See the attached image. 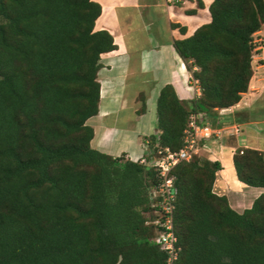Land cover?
<instances>
[{
    "label": "trees",
    "instance_id": "obj_1",
    "mask_svg": "<svg viewBox=\"0 0 264 264\" xmlns=\"http://www.w3.org/2000/svg\"><path fill=\"white\" fill-rule=\"evenodd\" d=\"M209 12L174 40L200 94L188 103L172 84L161 88L155 155L183 146L191 114L222 126L216 111L248 89L264 0H212ZM100 14L95 0H0V264H167L150 222L157 168L91 146L101 54L116 47L95 29ZM232 160L239 180L264 188L260 150L237 148ZM221 168L195 154L171 170L180 247L172 264H264V191L234 210L213 191Z\"/></svg>",
    "mask_w": 264,
    "mask_h": 264
},
{
    "label": "crops",
    "instance_id": "obj_2",
    "mask_svg": "<svg viewBox=\"0 0 264 264\" xmlns=\"http://www.w3.org/2000/svg\"><path fill=\"white\" fill-rule=\"evenodd\" d=\"M95 1L101 5L95 29L109 31L116 47L101 54L99 109L86 121L94 131L91 146L112 156L152 160L155 152L149 138L159 134L156 106L161 88L172 84L178 97L188 103L200 94L191 87V73L173 43L210 20L212 0ZM255 41L259 46L253 54L248 89L238 103L216 111L217 121L227 126L238 124L240 133L202 140L198 151L221 162L213 191L226 195L238 212L250 207L264 191L239 180L232 160L237 148H254L264 155V27L255 33ZM141 95L146 110L138 113ZM203 116L204 121L212 120ZM225 161L230 166L226 172Z\"/></svg>",
    "mask_w": 264,
    "mask_h": 264
},
{
    "label": "built area",
    "instance_id": "obj_3",
    "mask_svg": "<svg viewBox=\"0 0 264 264\" xmlns=\"http://www.w3.org/2000/svg\"><path fill=\"white\" fill-rule=\"evenodd\" d=\"M190 85L200 90L197 80L192 76ZM240 130L238 124L213 126L210 122L202 120L201 114H191L188 126L184 130L183 146L178 150L160 148L155 159L149 162L151 166L157 168L161 178L159 185L151 191L153 206H157L155 218L150 221L155 226L152 240L166 253L167 264H172L177 259L180 249L176 243L175 193L171 170L179 162L189 160L193 155L198 154L202 140L221 138L225 134L238 135ZM141 161L145 162V159L141 158Z\"/></svg>",
    "mask_w": 264,
    "mask_h": 264
},
{
    "label": "rangeland",
    "instance_id": "obj_4",
    "mask_svg": "<svg viewBox=\"0 0 264 264\" xmlns=\"http://www.w3.org/2000/svg\"><path fill=\"white\" fill-rule=\"evenodd\" d=\"M187 69H188V68H187ZM190 73H191V72H190ZM207 120H209V119H207ZM209 122L212 123V120H209ZM212 124H213V123H212ZM156 155H157V154H156ZM156 155H155V156H156ZM203 155H205V154L203 153ZM154 159H155V157L152 158L151 161H153ZM224 163H225V164H224V168H225V172H226L227 169H229V167H230V166H229V161H225Z\"/></svg>",
    "mask_w": 264,
    "mask_h": 264
}]
</instances>
